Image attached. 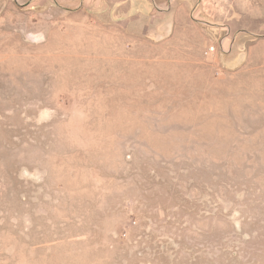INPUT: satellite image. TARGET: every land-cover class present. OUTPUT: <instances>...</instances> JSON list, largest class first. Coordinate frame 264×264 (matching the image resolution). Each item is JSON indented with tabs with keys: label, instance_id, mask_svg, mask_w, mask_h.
I'll return each mask as SVG.
<instances>
[{
	"label": "rangeland",
	"instance_id": "rangeland-1",
	"mask_svg": "<svg viewBox=\"0 0 264 264\" xmlns=\"http://www.w3.org/2000/svg\"><path fill=\"white\" fill-rule=\"evenodd\" d=\"M0 264H264V0H1Z\"/></svg>",
	"mask_w": 264,
	"mask_h": 264
},
{
	"label": "built area",
	"instance_id": "built-area-1",
	"mask_svg": "<svg viewBox=\"0 0 264 264\" xmlns=\"http://www.w3.org/2000/svg\"><path fill=\"white\" fill-rule=\"evenodd\" d=\"M214 51V47H210L209 49H208V51H206V54H209V53H211V52H213Z\"/></svg>",
	"mask_w": 264,
	"mask_h": 264
},
{
	"label": "crops",
	"instance_id": "crops-1",
	"mask_svg": "<svg viewBox=\"0 0 264 264\" xmlns=\"http://www.w3.org/2000/svg\"><path fill=\"white\" fill-rule=\"evenodd\" d=\"M5 1H7V0H5ZM0 2H1V0H0Z\"/></svg>",
	"mask_w": 264,
	"mask_h": 264
}]
</instances>
